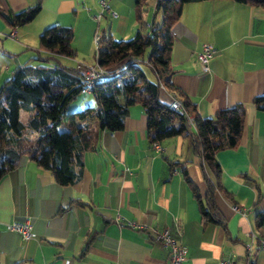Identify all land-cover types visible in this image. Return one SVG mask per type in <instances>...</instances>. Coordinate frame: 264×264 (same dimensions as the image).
<instances>
[{"label":"crops","instance_id":"crops-1","mask_svg":"<svg viewBox=\"0 0 264 264\" xmlns=\"http://www.w3.org/2000/svg\"><path fill=\"white\" fill-rule=\"evenodd\" d=\"M36 1L0 0V7L18 11ZM40 2V11L26 24L10 25L0 16V88L17 65L38 63L37 37L50 24L71 26L72 47L82 53L103 30L127 39L159 19L156 0H146L140 19L135 0ZM171 34V82L201 116L236 103L245 107L238 146L216 152L226 193L216 189L214 198L224 224L202 220L180 165L168 164L181 163L199 193H205V174L214 177L193 150L192 135L150 143L144 111L133 104L122 129L100 131L95 148L84 152L75 183H56L27 157L1 178L0 264H162L167 248L152 238L162 228L185 246L182 264H220L226 256L236 264H264V224L256 223L264 208V110L252 103L264 89V8L232 0L188 3ZM203 43L217 49L208 73L196 57ZM159 97L180 102L163 85ZM24 218L34 234L26 238L7 228Z\"/></svg>","mask_w":264,"mask_h":264},{"label":"trees","instance_id":"trees-1","mask_svg":"<svg viewBox=\"0 0 264 264\" xmlns=\"http://www.w3.org/2000/svg\"><path fill=\"white\" fill-rule=\"evenodd\" d=\"M198 1L205 0H156L159 19H153L146 32L138 29L127 39H116L103 30L96 42V63L106 73L97 79L90 92L96 105L69 112V104L82 94L85 81L78 63L70 66L60 61V57L73 58L76 53L72 47L73 29L60 24L44 27L37 37L38 50H42L34 56L38 63L17 65L0 88V180L27 157L37 167L48 171L56 183H75L82 174L83 154L95 148L98 133L122 129L129 106L139 104L145 114L150 143L180 134L192 135L193 150L214 177L211 179L205 174V193H199L181 163L168 161V164L170 167L180 165L202 220L223 225L224 217L214 198L216 189L226 193L221 186L216 152L238 146L245 107L236 103L217 110L212 116H201L196 104L171 82V27L185 4ZM232 1L264 8V0ZM144 5L146 0H135L138 19L142 17ZM40 9L41 2L37 0L18 11L0 7V16L10 25H23ZM142 64L149 66L153 77L148 76ZM161 85L177 97L181 110L160 99ZM252 103L264 110V89L253 96ZM22 112L26 114L24 121ZM190 126L192 133L188 131ZM256 223L264 224V208L257 212Z\"/></svg>","mask_w":264,"mask_h":264},{"label":"built area","instance_id":"built-area-1","mask_svg":"<svg viewBox=\"0 0 264 264\" xmlns=\"http://www.w3.org/2000/svg\"><path fill=\"white\" fill-rule=\"evenodd\" d=\"M102 7L106 8V4L103 1H100ZM11 36L14 35V32L10 33ZM99 34L94 35V41L96 46V40ZM217 52V49L209 43H203L200 50L196 52V57L198 64L203 72L208 73L210 71L209 68V58ZM97 57V47L94 52V63L93 64H79L78 67L81 68L85 76V84L82 87V93H89L91 92V81L93 78L97 76H101L102 74L106 73L102 67H100L96 63ZM172 105L179 108L177 100L171 102ZM30 221L28 218H24L23 220H13L7 224V228L10 230H15L21 233L22 237L26 238L29 236L34 235L30 231ZM153 239L159 241L164 247L167 248V260L162 264H182L186 259V248L182 245L177 238H175L169 228H162L157 230L153 234ZM260 244L264 247V236L260 238ZM220 264H236L232 257L226 256L221 258ZM246 264H250L249 262Z\"/></svg>","mask_w":264,"mask_h":264},{"label":"rangeland","instance_id":"rangeland-1","mask_svg":"<svg viewBox=\"0 0 264 264\" xmlns=\"http://www.w3.org/2000/svg\"><path fill=\"white\" fill-rule=\"evenodd\" d=\"M149 1H153V0H149ZM160 13L158 12L157 13V16L159 17ZM142 32H145V28L143 27L142 28ZM94 38V37H93ZM98 39H99V36H98ZM116 39H120V38H116ZM73 46V45H72ZM97 46V44H96ZM96 46H95V41L93 39L92 43H91V46L89 49H87L86 51L84 52H80V53H75V57L73 56L72 59H64L62 64H66V65H74V63H81V64H85V65H88V64H93L94 63V52H95V49H96ZM147 52H148V49L146 50V53H145V56H147ZM142 67L145 69L146 73L148 74L149 77H153V72L151 71V69L149 68L148 65L146 64H142ZM81 69V68H80ZM121 99V98H120ZM87 105H96V101L93 97V95L89 92V93H82L80 94L74 101H72L69 106H68V109L67 111H74V110H77V109H81ZM21 119L22 121H24L26 119V114L22 112L21 114Z\"/></svg>","mask_w":264,"mask_h":264},{"label":"bare ground","instance_id":"bare-ground-1","mask_svg":"<svg viewBox=\"0 0 264 264\" xmlns=\"http://www.w3.org/2000/svg\"><path fill=\"white\" fill-rule=\"evenodd\" d=\"M96 41H97V40H96ZM81 73H83V72L81 71ZM83 75H84V74H83ZM98 78H100V76H97V77L93 78V80L91 81V89H92L94 83L97 81ZM84 84H85V81H84ZM177 103H178L179 108H181L180 102H177ZM171 106L174 107V108H176V109H178V107H176V106H174V105H172V104H171Z\"/></svg>","mask_w":264,"mask_h":264}]
</instances>
